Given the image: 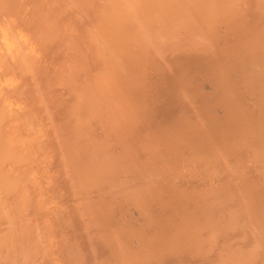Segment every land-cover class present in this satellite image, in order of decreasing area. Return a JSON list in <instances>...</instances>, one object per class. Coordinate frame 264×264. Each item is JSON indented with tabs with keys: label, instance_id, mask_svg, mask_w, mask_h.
I'll list each match as a JSON object with an SVG mask.
<instances>
[{
	"label": "rangeland",
	"instance_id": "rangeland-1",
	"mask_svg": "<svg viewBox=\"0 0 264 264\" xmlns=\"http://www.w3.org/2000/svg\"><path fill=\"white\" fill-rule=\"evenodd\" d=\"M0 45V264H264V0H0Z\"/></svg>",
	"mask_w": 264,
	"mask_h": 264
},
{
	"label": "bare ground",
	"instance_id": "bare-ground-1",
	"mask_svg": "<svg viewBox=\"0 0 264 264\" xmlns=\"http://www.w3.org/2000/svg\"><path fill=\"white\" fill-rule=\"evenodd\" d=\"M114 2H115V0H114ZM117 3H118V2H117ZM122 4H123V3H122ZM177 4H178V3H177ZM180 4H181V3H180ZM183 5H185V4H183ZM187 5H188V4H187ZM121 6H122V5H121ZM170 6H171V5H170ZM124 7H125V5H124ZM124 7H123V8H124ZM168 7H169V6H168ZM180 7H181V6H180ZM185 7H186V5H185ZM185 7H184V8H185ZM201 7H202V6H201ZM123 8H122V9H123ZM114 9H115V8H114ZM170 9H171V8H170ZM177 9H178V8H177ZM181 9H182V12H183V8H181ZM185 9H187V8H185ZM188 9H189V7H188ZM194 9H195V8H194ZM195 10H196V9H195ZM201 10H202V9H201ZM177 11H178V10H177ZM184 11H185V10H184ZM168 12H169V10H168ZM182 12H181V13H182ZM126 13H127V11H126ZM177 14H178V13H177ZM184 14H185V12H184ZM180 15H181V14H180ZM182 15H183V13H182ZM194 15H195V14H194ZM131 16H132V15H131ZM190 16L192 17V14H191ZM116 17H117V16H116ZM118 17H119V16H118ZM176 17H177V16H176ZM183 17H184V16H183ZM191 17H190V18H191ZM194 17H196V15H195ZM194 17H193V20H194ZM178 18H179V17H178ZM198 18H200V17H198ZM202 18H203V17H202ZM214 18H215V17H214ZM164 19H165V17H164ZM176 19H177V18H176ZM195 19H196V18H195ZM131 20H132V19H131ZM181 20H182V19H181ZM193 20H191V21H193ZM198 20H199V19H198ZM214 20H216V19H214ZM163 21H164V20H163ZM168 21H169V20H168ZM194 22H195V24L197 25V20H194ZM198 22H200V25L202 24L200 20H199ZM202 22H203V21H202ZM125 23H126V22H125ZM185 23H186V20H185ZM188 23H189V22H188ZM213 23H214V21H213ZM123 24H124V23H123ZM166 25H167V24H166ZM190 25H191V24H190ZM198 25H199V24H198ZM198 25H197V27H199ZM208 25H209V24H208ZM108 26H109V25H108ZM110 26H111V25H110ZM112 26H113V24H112ZM130 26H131V25H130ZM201 26H202V25H201ZM205 26H206V25H205ZM118 27H119V25H118ZM118 27H117V28H118ZM128 27H129V26H128ZM144 27H146V26H144ZM147 27H148V26H147ZM200 28H201V27H200ZM202 28H204V27H202ZM210 28H212V27H210ZM113 29L115 30V27H114ZM181 29H182V27H181ZM189 29H190V28H189ZM110 30H111V29H110ZM114 30H112V31H114ZM116 30H117V29H116ZM127 30H128V29H127ZM142 30H144V28H143ZM161 30H162V29H161ZM177 30H178V29H177ZM184 30H185V29H184ZM187 30H188V29H187ZM204 30H206V28H204ZM137 31H138V29H137ZM169 31H170V30H169ZM179 31H180V30H179ZM196 31H197V30H196ZM209 31H210V30H209ZM105 32H106V31H105ZM105 32H104V33H105ZM152 32H153V31H152ZM172 32L174 33V30H173ZM172 32H171V33H172ZM193 32H195V31H193ZM203 32H204V31H203ZM210 32H211V31H210ZM108 33H110V32H107V34H106L105 36H107ZM114 33H116V32H114ZM146 33H147V32H146ZM150 33H151V32H150ZM150 33H149V34H150ZM181 33H182V32H181ZM189 33H190V32H189ZM199 33H200V32H199ZM206 33H207V32H206ZM143 34H144V33H143ZM163 34H164V33H163ZM102 35H103V34H102ZM146 35H147V34H146ZM190 35H191V34H190ZM105 36H103V38H104ZM112 36H113V35H112ZM119 36H120V35H119ZM158 36H160V34H159ZM158 36H157V37H158ZM164 36H166V35H164ZM178 36H179V35H178ZM180 36H182V35H180ZM192 36H193V35H192ZM200 36H201V35H200ZM206 36H207V35H206ZM99 37H100V36H99ZM109 37H110V36H109ZM162 37H163V36H162ZM208 37H209V36H208ZM143 38H144V37H143ZM158 38H159V37H158ZM164 38H165V37H164ZM177 38H178V37H177ZM177 38H176V39H177ZM186 38H187V37H186ZM192 38H194V37H192ZM202 38H203V36H202ZM202 38H201V39H202ZM100 39H101V38H100ZM106 39H107V38H106ZM144 39H146V37H145ZM159 39H160V38H159ZM165 39H166V38H165ZM171 39H173V38H171ZM190 39H191V38H190ZM196 39H197V37H196ZM198 39H200V38H198ZM198 39H197V41H198ZM201 39H200V40H201ZM98 40H99V38H98ZM121 40H122V39H121ZM160 40H161V39H160ZM102 41H103V40H102ZM107 41H108V40H107ZM107 41H106V42H107ZM150 41L152 42V40H150ZM161 41H162V40H161ZM168 41H171V40H168ZM204 41H205V40H203L202 43H204ZM118 42H119V41H118ZM120 42H122V41H120ZM120 42H119L118 44H121ZM166 42H167V40H166ZM172 42H173V41H172ZM172 42H171V43H172ZM195 42H196V41H195ZM199 42H200V41H199ZM205 42H206V41H205ZM100 43H101V42H100ZM116 43H117V42H116ZM126 43H127V42H126ZM163 43H164V42H163ZM197 43H198V42H197ZM107 44H109V43L107 42ZM110 44H111V43H110ZM153 44H154V42H153ZM215 44H216V43H215ZM101 45H102V44H101ZM104 45H106V44H104ZM125 45H126V44H125ZM168 45H169V43H168ZM168 45H167V46H168ZM170 45H171V44H170ZM211 45H212V44H211ZM0 46H1V45H0ZM113 46H114V45H113ZM123 46H124V45H123ZM123 46H122V47H123ZM201 46H202V44H201ZM212 46H213V45H212ZM122 47H121V50H122ZM144 47H145V46H144ZM148 47H149V46H148ZM197 47H198V46H197ZM106 48H107V47H106ZM106 48H105V46H104V49H106ZM112 48H113V47H112ZM215 48H216V47H215ZM100 49H101V48H100ZM100 49H99V50H100ZM108 49H109V48H108ZM108 49H107V50H108ZM119 49H120V46H119ZM107 50H105V53H104V54H102L101 51H100V53H101L102 55H105ZM115 50H117V49H115ZM124 50H125V49H124ZM208 50H209V49H208ZM215 50H216V49H215ZM112 51H113V50H112ZM210 51H211V50H210ZM216 51H217V50H216ZM5 52H6V51H5ZM102 52H103V51H102ZM108 52H109V51H108ZM108 52H107V53H108ZM115 52H116V51H115ZM115 52H114V53H115ZM119 52H120V51H119ZM121 52H122V51H121ZM123 52H124V51H123ZM160 52H161V51H160ZM201 52H203V51H201ZM205 52H206V51H204V53H205ZM110 53H111V52H110ZM112 54H113V53H112ZM112 54H110V55H112ZM159 54L161 55V53H159ZM2 57H3V56H2ZM115 57H116V56H115ZM120 57H121V56H120ZM111 58H112V57H111ZM111 58L109 59V60H110V61H109V64H111V61H114V60H111ZM123 58H124V57H123ZM123 58H122V59H123ZM206 58H207V57H206ZM221 58H222V57H221ZM235 58H236V57H235ZM115 59H116V58H115ZM227 60H229V59H227ZM222 61H223V60H222ZM239 61H242V60H239ZM115 62H116V61H115ZM255 62H256V61H255ZM208 63L211 64V61L208 62ZM214 63H215V62H214ZM113 64H114V63H113ZM116 64H117V63H116ZM120 64H121V63H120ZM125 64H126V63H125ZM210 64H209V65H210ZM230 64H231V63H230ZM11 65H12V64H11ZM106 65H107V64H106ZM106 65H105V66H106ZM215 65H216V64H215ZM215 65H214V66H215ZM253 65H254V64H253ZM108 66H109V65H108ZM112 66H113V65H112ZM112 66H111V67H112ZM114 66H115V65H114ZM256 66H257V65H256ZM118 67H120V66H119V63H118ZM254 67H255V66H254ZM258 68H259V67H258ZM263 68H264V67H263ZM109 69H110V68H109ZM109 69H108V71H109ZM112 69H113V68H112ZM115 69H116V66H115ZM250 69H251V68H250ZM106 70H107V69H106ZM113 70H114V69H113ZM116 70L118 71V69H116ZM116 70H115V72H116ZM210 70H211V69H210ZM261 70H262V69H261ZM263 70H264V69H263ZM213 71H214V70H213ZM259 71H260V70H259ZM110 72H111V71H110ZM112 72H113V71H112ZM118 72L120 73V71H118ZM249 72H250V71H248V73H249ZM257 72H258V71H257ZM102 73H103V72H102ZM106 73H107V72H106ZM116 73H117V72H116ZM117 74H118V73H117ZM117 74H116V75H117ZM121 74H123V73H121ZM254 74H255V73H254ZM260 74H262V73H260ZM99 75H100V74H99ZM99 75H98V76H99ZM114 75H115V74H114ZM262 75H263V74H262ZM106 76H108V75L106 74ZM106 76H105V77H106ZM109 76H110V74H109ZM111 76H113V74H112ZM111 76H110V77H111ZM100 77H101V75H100ZM100 77H99V78H100ZM102 77H103V76H102ZM115 77H116V76H115ZM115 77H114V78H115ZM114 78H113V79H114ZM119 78H120V77H119ZM262 78H263V81H264V77H262ZM101 79H102V78H101ZM103 79H104V77H103ZM106 79H107V77L105 78V80H106ZM108 79H109V77H108ZM116 79H118V78H116ZM215 79H216V78H215ZM119 80H120V79H119ZM186 80H187V79H186ZM218 80H219V79H218ZM102 81H103V80H102ZM107 81H108V80H107ZM107 81H105V82L108 84ZM122 82H123V81H122ZM257 82H258V81H257ZM109 83H110V82H109ZM252 83H253V82H252ZM255 83H256V82H255ZM107 84H106V85H107ZM185 84H186V83H185ZM263 84H264V83H263ZM257 85H258V83L256 84V86H257ZM107 86L110 87L109 84H108ZM121 86H122V84H121ZM228 86H229V85H228ZM256 86H255V87H256ZM253 88H254V87H253ZM258 88H259V87H258ZM261 88H262V87H261ZM263 88H264V87H263ZM263 88H262V89H263ZM229 89H230V88H229ZM256 89H257V88H256ZM259 90H261V89L259 88ZM120 91H121V90H120ZM261 91H263V90H261ZM182 92H183V91H182ZM115 93H117V92H115ZM118 93H119V96H120V92H118ZM121 93H122V92H121ZM222 93H223V92H222ZM179 94H180V93H179ZM184 94H185V93H184ZM184 94H183V97H184ZM117 95H118V94H117ZM121 95H122V94H121ZM221 95H222V94H221ZM180 96H181V94H180ZM120 97H121V96H120ZM122 97H123V96H122ZM183 97H182V98H183ZM124 98H125V96H124ZM124 98H122V99H124ZM119 99H121V98H119ZM122 99H121V102H122ZM185 99H186V98H185ZM187 99H188V98H187ZM189 100H190V99H189ZM238 100H239V99H238ZM238 103H239V102H238ZM230 105H232V104H230ZM223 108H224V107H223ZM3 114H4V113H3ZM3 114H2V116H3ZM116 114H117V113H116ZM232 114H233V113H232ZM245 114H246V113H245ZM238 115H239V114H238ZM248 115H249V114H248ZM247 117H248V116H247ZM0 118H1V117H0ZM234 118H237V117H234ZM236 120H238V119H236ZM0 121H1V120H0ZM234 121H235V120H234ZM245 121H246V120H245ZM203 124H204V123H203ZM211 125H212V124H211ZM261 130H262V129H261ZM251 131H252V130H251ZM248 132H249V131H248ZM256 133H257V131H256ZM252 134H253V133H252ZM205 135H206V134H205ZM244 135H246V134L244 133ZM249 135H251V134H249ZM182 136H183V135H182ZM258 136H260V135L258 134ZM253 137H254V136H253ZM258 138H259V137H258ZM184 139H185V138H184ZM255 139H257V138H255ZM259 139H260V138H259ZM165 140H166V139H165ZM240 140H241V139H240ZM259 141H260V140H259ZM240 142H241V141H240ZM0 144H1V143H0ZM262 144H263V143H262ZM157 145H158V144H157ZM2 146H3V145H2ZM158 146H159V145H158ZM259 146H260V145H259ZM216 148H217V147H216ZM256 148H257V147H256ZM260 148H261V147H260ZM2 149H3V148H2ZM173 149H174V148H173ZM261 149H262V148H261ZM253 150H254V149H253ZM256 150H257V149H256ZM213 151H214V150H213ZM2 153H3V152H2ZM221 155H222V154H221ZM192 157H193V156H192ZM203 157H204V156H203ZM256 157H257V156H256ZM196 158H197V157H196ZM221 158H222V157H221ZM226 158H227V157H226ZM224 160H225V159H224ZM227 160H228V158H227ZM262 161H263V159H262ZM120 162H121V161H120ZM122 162H123V161H122ZM169 162H170V161H169ZM209 162H210V161H209ZM118 163H119V162H118ZM194 163H195V162H194ZM263 163H264V161H263ZM116 164H117V163H116ZM136 165H137V163H136ZM161 165H162V164H161ZM161 165H160V166H161ZM229 165H230V164H229ZM231 165H232V164H231ZM234 165H235V164H234ZM152 166H153V165H152ZM257 166H258V165H257ZM121 167H122V166H121ZM137 167H138V165H137ZM234 167H235V166H234ZM234 167H233V170H234ZM239 167H240V166H239ZM146 168H147V167H146ZM161 168H162V167H161ZM176 168H177V167H176ZM235 168H237V166H236ZM117 169H118V166H117ZM141 169H142V168H141ZM238 169H239V168H238ZM261 169H262V168H261ZM167 170H168V169H167ZM215 170H216V169H215ZM221 170H222V169H221ZM228 170H229V169H228ZM142 171H143V170H142ZM174 171H176V170H174ZM230 171H231V170H230ZM116 172H117V171H116ZM119 172H120V171H119ZM140 172H141V171H140ZM156 172H157V171H156ZM176 172H177V171H176ZM176 172H175V173H176ZM3 173H4V172H3ZM130 173H131V172H130ZM163 173H165V171H164ZM116 174H117V173H116ZM143 174H144V173H143ZM145 174H146V173H145ZM145 174H144V176H145ZM240 174H241V173H240ZM21 175H22V174H21ZM141 175H142V174H141ZM167 175H168V174H167ZM101 176H102V175H101ZM147 176H148V175H147ZM216 176H217V175H216ZM117 177H118V176H117ZM172 177H173V176H172ZM1 178H2V177H1ZM135 178H136V177H135ZM150 178H151V177H149V179H150ZM174 178H175V177H174ZM98 179H99V177H98ZM116 179H117V178H116ZM164 179H165V178H164ZM107 180H109V179H107ZM118 180H119V179H118ZM162 180H163V179H162ZM172 180H173V179H172ZM102 181H103V180H102ZM135 181H136V180H135ZM236 181H237V180H236ZM4 182H5V181H4ZM120 182H121V181H120ZM138 182H139V181H138ZM103 183H104V182H103ZM1 184H2V183H1ZM150 184H152V182H151ZM155 184H156V183H155ZM3 185H4V184H3ZM110 185H111V184H110ZM113 185H114V184H113ZM115 185H117V184H115ZM5 186H6V185H5ZM131 186H132V185H131ZM117 187H118V186H117ZM119 187H120V185H119ZM152 187H153V186H152ZM111 188H112V187H111ZM154 188H155V186H154ZM151 189H153V188H151ZM112 190H113V189H112ZM119 190H120V189H119ZM127 190H128V189H127ZM154 190H156V189H154ZM254 190H255V189H254ZM117 191H118V190H117ZM251 191H252V190H251ZM122 192H123V191H122ZM114 193H115V192H114ZM129 195H131V194H129ZM249 195H250V194H249ZM255 195H256V194H255ZM211 197H212V196H211ZM217 197H218V196H217ZM250 197H251V196H250ZM262 198H263V197H262ZM126 199H127V198H126ZM131 199H132V196H131ZM138 200H139V199H138ZM138 200H137V201H138ZM141 200H142V199H141ZM224 206H225V205H224ZM227 207H229V206H227ZM230 213H231V212H230ZM240 213H241V212H240ZM234 215H235V214H234ZM154 217H155V216H154ZM156 217H157V216H156ZM10 218H11V217H10ZM10 218H9V219H10ZM13 218H14V217H13ZM166 218H167V217H166ZM6 219H7V218H6ZM9 219H7V220H9ZM151 219H152V218H151ZM13 220H14V219H13ZM235 220H236V219H235ZM232 221H233V220H232ZM4 222H5V221H4ZM10 222H11V221H10ZM122 223H123V222H122ZM174 224H175V223H174ZM6 225H7V224H6ZM245 225H246V224H245ZM212 227H213V226H212ZM218 227H219V226H218ZM250 227H251V226H250ZM14 229H15V228H14ZM249 229H250V228H249ZM253 230H254V229H253ZM14 232H15V231H14ZM252 233H253V232H252ZM263 234H264V233H263ZM17 235H18V234H17ZM147 235H148V234H147ZM15 236H16V235H15ZM17 237H18V236H17ZM151 237H152V236H151ZM18 238H19V237H18ZM18 238H17V239H18ZM135 238H136V237H135ZM13 239H14V238H13ZM146 240H147V239H146ZM117 242H118V241H116V243H117ZM151 242H152V241H151ZM120 245H122V244H120ZM118 247H119V246H118ZM145 247H146V246H145ZM122 248H123V247H122ZM154 253H155V252H154ZM125 258H126V257H125ZM139 258H140V257H139ZM139 258H138V259H139ZM142 258H143V257H142ZM119 259H120V258H119ZM123 259H124V258H123ZM140 259H141V258H140ZM258 261H259V260H258ZM131 262H132V261H131ZM121 263H123V262H121ZM139 263H140V262H139ZM236 263H237V262H236ZM126 264H127V263H126ZM227 264H228V263H227ZM254 264H255V263H254Z\"/></svg>",
	"mask_w": 264,
	"mask_h": 264
}]
</instances>
